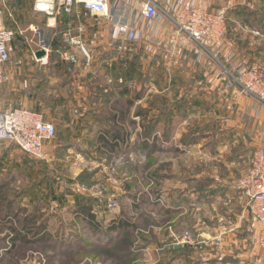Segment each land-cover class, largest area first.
<instances>
[{
  "label": "rangeland",
  "instance_id": "374dc122",
  "mask_svg": "<svg viewBox=\"0 0 264 264\" xmlns=\"http://www.w3.org/2000/svg\"><path fill=\"white\" fill-rule=\"evenodd\" d=\"M34 1L6 0L0 8L16 34L14 55L35 45L17 29L28 22ZM232 17L245 21L247 15ZM260 29L263 33L255 32L253 40L250 35L254 33L246 27L227 25L233 54L228 63L217 57V61L212 59L214 64L220 68L222 61L228 68L236 59L264 69V28ZM146 70L144 80L132 85L129 97L135 103L124 122L115 119L125 109L118 105L121 101L111 96L107 101L110 90L100 92L101 105L95 108L81 98L83 106L75 107L74 122L55 125L57 135L48 160L31 162L24 181L6 190L7 202L15 201L24 214L37 209L39 221H47L51 239L17 245L11 253L0 251V264H206L199 242L220 236L243 241L241 252L255 263L259 225L238 188L250 169H241V116L264 106L244 94L246 101L241 104V89L230 85L228 77L230 90L206 96L208 91L190 90L189 82L175 84L173 69L167 73L172 82L166 85L159 80L157 65ZM206 97L215 102L208 103ZM58 110L50 109L54 119L59 118ZM90 110L94 115H87ZM106 130L128 135L114 155L111 143L102 139ZM122 150L130 151L126 161ZM142 197L145 204H141ZM82 201L93 204L99 233L76 214ZM121 217L132 225L117 235H107L112 221ZM8 226L0 224V232L4 231L0 243ZM186 232L193 244L175 252L173 248L179 245L174 235ZM237 261L225 258L221 264Z\"/></svg>",
  "mask_w": 264,
  "mask_h": 264
},
{
  "label": "crops",
  "instance_id": "0c3cea01",
  "mask_svg": "<svg viewBox=\"0 0 264 264\" xmlns=\"http://www.w3.org/2000/svg\"><path fill=\"white\" fill-rule=\"evenodd\" d=\"M35 1L30 8L28 22H25L24 26H17L18 33L35 45H31L30 50L14 55L12 45L15 43V34L10 45L11 59L2 66L4 80L0 83V111L31 110L45 115V120L56 126L62 122H74L75 107L83 106L81 98L92 108L101 105L102 91H111L109 95H105L108 96L107 101L110 100L109 96L113 99L119 98L118 84H128L131 91L135 80H144V75H148L146 69L153 65H157L161 70L159 80L165 85L166 82L171 81V79L167 80L169 76L167 73L170 72L169 69H173L172 81H176L175 84L189 82L190 90L208 91L206 96L213 91L225 93L230 90L224 69L220 67L222 69L220 70L212 60L211 54H216L219 48L209 45V52L203 50L188 36L179 34L173 21L165 14L175 18L185 5L219 12L228 18L226 27L227 25L246 27L251 34L254 33V36L250 35L253 40L257 39L255 32L263 33L260 28H264V21L260 20V16H264V0H154L161 10L160 17L155 21H148L142 16L144 0H109L110 5H120L127 14L131 13L128 17L140 33V38L136 42L128 44L117 42L112 37L113 23L117 17L97 16L79 5H75L70 14L47 15L35 11ZM242 13L247 15L245 21L231 19L233 15ZM1 14L0 28L10 29ZM33 29L41 32L42 36L35 34ZM228 38H230L229 31L226 32L218 55V60H227V63L233 54V47ZM42 40L46 44V56L38 59L36 54L43 50L39 45ZM82 48L91 59L89 68L84 67L85 57ZM65 53L75 56L78 63L73 65L67 61L64 57ZM220 63L225 65L222 61ZM112 83L114 84L111 85ZM182 87V85L177 86L178 89ZM165 89L166 86L162 88L164 91ZM59 91H62L61 95ZM19 94L20 99H16ZM12 97L13 101L10 102ZM205 100L212 104L215 102L211 97H206ZM245 101L246 97L241 94V104H245ZM84 106L86 107L87 104ZM51 108H59L58 119L51 116ZM69 108L73 109L69 110ZM90 113L94 112L90 110L87 115H91ZM52 144L53 141L45 148L49 154ZM258 149H264V108L262 107H255L254 111L241 116V169L246 171L250 168L253 152ZM37 161L40 160L30 158L13 143L1 141L2 194H5L8 188L20 185L24 181L25 172L27 173L31 168V162ZM242 243L243 241L239 239L233 240L225 236L223 245L218 250L219 253L212 255L210 251L215 249L212 245L203 244L200 247L203 248L206 264H221L225 258L251 264L249 256L240 250ZM174 248L178 253L184 251L183 246ZM258 253L254 264H264V252L259 250Z\"/></svg>",
  "mask_w": 264,
  "mask_h": 264
},
{
  "label": "built area",
  "instance_id": "2783aa9c",
  "mask_svg": "<svg viewBox=\"0 0 264 264\" xmlns=\"http://www.w3.org/2000/svg\"><path fill=\"white\" fill-rule=\"evenodd\" d=\"M6 0H0V8ZM75 5L82 6L87 12L102 17H117L113 23L112 37L117 42L134 43L140 38V33L128 16L131 13L122 10L120 5L112 6L109 0H36L34 9L47 15L70 14ZM163 12V11H162ZM161 10L154 0H144L142 16L148 21H155L160 17ZM1 14V11H0ZM175 24L179 34H185L195 41L203 50L209 52L208 46L219 48L216 54H211L217 61L223 41L226 36V17L219 12H210L194 5H185L175 18L165 14ZM35 34L41 35L36 29ZM15 38V32L7 28H0V83L4 80L2 66L11 59L10 45ZM78 42H76L77 44ZM75 44V43H73ZM45 50L46 44L42 40L39 44ZM120 50L122 47L120 46ZM85 57V68L91 66V59L82 48ZM64 57L71 64L76 65L78 60L68 53ZM230 58L228 59V61ZM40 60H38L39 62ZM219 64L224 69L229 83L238 86L241 93L253 98L264 106V69L260 66H248L233 59L228 68ZM57 134L54 124L47 122L43 115L27 109H14L0 111V142L13 143L19 150L30 158L47 161L46 145L52 142ZM238 188L246 199L247 207L252 217L259 225L258 246L264 252V149L254 152L248 172L238 182ZM176 243L192 245L193 237L186 232L180 237L174 235ZM224 242L222 236L217 238H204L201 244L221 248ZM235 264H247L237 261Z\"/></svg>",
  "mask_w": 264,
  "mask_h": 264
},
{
  "label": "trees",
  "instance_id": "16d2710c",
  "mask_svg": "<svg viewBox=\"0 0 264 264\" xmlns=\"http://www.w3.org/2000/svg\"><path fill=\"white\" fill-rule=\"evenodd\" d=\"M117 92L119 95V98H117V100L121 101V103H118V105L121 107H125V109L119 111V116L115 119L124 122L127 119L129 109L134 106L135 102L134 99L129 97L130 89L128 84H118ZM142 115L143 114H139L138 117H142ZM131 123H133V120H131ZM102 139L105 140V144L111 143L112 150L110 154L114 155L116 151H118L114 149H118L122 143H126L128 135L121 133V131L110 132L109 130H106L102 136ZM123 151L125 153L124 158L126 161L129 156L128 154H130V151L128 152V150H122V152ZM2 192L3 188L0 189V211H2L0 224L3 226L9 225V228L6 229L7 233L2 238L3 243H0V251L4 253H11L15 248H17V245L47 242L51 239L46 230L47 221H39L37 210L29 214H24L22 208H16L15 201L7 202L6 198L4 197L5 194H2ZM141 199H143L141 204H145L146 202L144 200V197H142ZM133 200L136 202V206L140 207V204H138L139 199L137 197H134ZM86 202L82 201L81 203H78L76 214H78V216L81 217L82 220L89 224L90 228L93 229V232L99 233L101 226L100 224L95 222L96 213L93 211V204H86ZM171 212V210H166L167 214ZM131 225L132 224L128 220L123 219L122 217L118 220L115 219L112 221L111 225L109 226L110 228H108L106 234L109 236H111L112 234L117 235L122 231L128 229ZM2 233H4V231H2ZM2 233L0 232V234ZM173 250L176 252L175 248H173ZM1 257L2 256L0 254V261Z\"/></svg>",
  "mask_w": 264,
  "mask_h": 264
},
{
  "label": "water",
  "instance_id": "95a60500",
  "mask_svg": "<svg viewBox=\"0 0 264 264\" xmlns=\"http://www.w3.org/2000/svg\"><path fill=\"white\" fill-rule=\"evenodd\" d=\"M46 56V51L45 50H42V51H40V52H38L37 54H36V57L38 58V59H40V58H42V57H45Z\"/></svg>",
  "mask_w": 264,
  "mask_h": 264
}]
</instances>
